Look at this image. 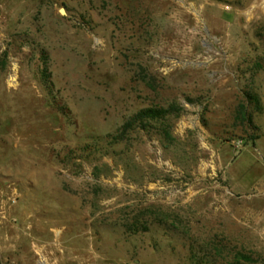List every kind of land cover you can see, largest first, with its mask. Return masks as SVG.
Returning a JSON list of instances; mask_svg holds the SVG:
<instances>
[{"label":"rangeland","instance_id":"obj_1","mask_svg":"<svg viewBox=\"0 0 264 264\" xmlns=\"http://www.w3.org/2000/svg\"><path fill=\"white\" fill-rule=\"evenodd\" d=\"M0 264H264V0H0Z\"/></svg>","mask_w":264,"mask_h":264},{"label":"trees","instance_id":"obj_2","mask_svg":"<svg viewBox=\"0 0 264 264\" xmlns=\"http://www.w3.org/2000/svg\"><path fill=\"white\" fill-rule=\"evenodd\" d=\"M146 114H152V116H149L150 117V119H159V117H161L162 115H164V113L165 112H161V111H148V112H145ZM145 113H142V114H144V115H146ZM136 117H138V116H136ZM135 117V118H136ZM134 118V119H135ZM250 123V122H249ZM130 125L128 124V125H126L124 128H123V130H126V129H130L131 128V126L129 127Z\"/></svg>","mask_w":264,"mask_h":264},{"label":"bare ground","instance_id":"obj_3","mask_svg":"<svg viewBox=\"0 0 264 264\" xmlns=\"http://www.w3.org/2000/svg\"><path fill=\"white\" fill-rule=\"evenodd\" d=\"M12 82H14V80H12Z\"/></svg>","mask_w":264,"mask_h":264}]
</instances>
